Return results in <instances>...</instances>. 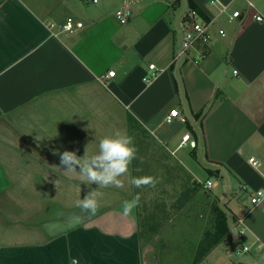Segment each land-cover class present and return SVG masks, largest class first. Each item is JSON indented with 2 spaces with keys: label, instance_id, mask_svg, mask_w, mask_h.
<instances>
[{
  "label": "crops",
  "instance_id": "1",
  "mask_svg": "<svg viewBox=\"0 0 264 264\" xmlns=\"http://www.w3.org/2000/svg\"><path fill=\"white\" fill-rule=\"evenodd\" d=\"M220 3L242 17L227 21L209 0H0V264H142L149 248L138 207L123 214L138 194L129 179L164 184L176 167L200 187L213 180L208 190L228 223L244 230L228 251L219 243L201 263L223 264L227 255L228 264H264V199L250 201L264 190V21L253 17L264 16V0ZM190 4L220 26L208 45L178 56ZM122 6L131 12L124 24L115 17ZM66 22L73 28L63 30ZM172 108L181 119L168 124ZM116 132L138 149L123 188L98 189L65 172L58 153L91 156ZM186 133L190 141L178 147ZM96 189L98 209L86 212L78 202ZM244 245L249 251L233 258Z\"/></svg>",
  "mask_w": 264,
  "mask_h": 264
},
{
  "label": "rangeland",
  "instance_id": "2",
  "mask_svg": "<svg viewBox=\"0 0 264 264\" xmlns=\"http://www.w3.org/2000/svg\"><path fill=\"white\" fill-rule=\"evenodd\" d=\"M215 25L213 31L220 26L218 23H215ZM174 126L171 125L170 128L173 129ZM177 129L179 130V127H176L175 131ZM168 145L173 147V144ZM183 153L185 151L180 150L177 155L180 157ZM145 160L144 163L147 171H149L154 163L151 158ZM199 166L203 170L200 164ZM154 167V170H158V174H160L161 170L158 169V164H155ZM176 168L177 174H171L169 180L167 179L168 181L164 184L138 188L137 196L140 200L138 213L142 247L143 249L149 248V250L145 249L142 264H194L195 247L201 239L204 229L211 222V205L213 202H217L226 212L229 222L225 205L219 202L218 197L213 194L212 190L199 186L197 191L180 204L184 199L185 188L189 184H193L194 179L191 175L186 176L180 173L181 169L179 167ZM195 175L200 179L205 178V172L198 171ZM164 179L166 178L162 180ZM158 180H160L159 177ZM230 219H232V216H230ZM147 220L153 223L150 224L151 226H157V231L153 232L148 229L147 225L149 223ZM228 224L230 228V223ZM231 243L232 239H228V241L224 240L220 244L228 251ZM220 262L228 264L230 262L229 256L226 255ZM201 264L214 263L209 260L203 261Z\"/></svg>",
  "mask_w": 264,
  "mask_h": 264
},
{
  "label": "clouds",
  "instance_id": "3",
  "mask_svg": "<svg viewBox=\"0 0 264 264\" xmlns=\"http://www.w3.org/2000/svg\"><path fill=\"white\" fill-rule=\"evenodd\" d=\"M60 164L65 167V172L78 173L81 181L89 186L97 184L99 188L116 187L123 188L125 181L122 178L130 177V165L138 158V149L134 140L126 133L116 132L114 135L105 136L99 141L98 151L89 156L85 149V154L78 157L76 152L64 151L58 153ZM143 161L141 160V163ZM77 166L79 171H77ZM142 169L137 168L136 171ZM129 183L136 187H155L159 183L158 178L153 176L131 177ZM98 189L90 191L78 202V206L86 212L95 213L98 209L97 197L100 196ZM140 203L139 196L132 201H125L123 204V214L130 215L134 208Z\"/></svg>",
  "mask_w": 264,
  "mask_h": 264
},
{
  "label": "built area",
  "instance_id": "4",
  "mask_svg": "<svg viewBox=\"0 0 264 264\" xmlns=\"http://www.w3.org/2000/svg\"><path fill=\"white\" fill-rule=\"evenodd\" d=\"M209 3L212 6H215L218 10V15H224L225 19L227 21L234 20L236 18L242 17L243 13L241 10L238 9H231L229 5L227 4H221L220 0H209ZM247 8L248 10H255V7L252 2H247ZM254 13V12H253ZM131 15V12L128 7L122 6L118 8L115 12V17L118 20V22L124 24L128 21L129 16ZM217 17V16H216ZM253 17L256 21H264V16H262L259 13H254ZM183 32H182V47L179 50L178 56H185L187 52L194 48L197 45L205 46L208 45L212 39V26H213V19L209 20H202L199 18V14L195 9L187 8L186 13L183 15ZM77 26H80V23H77ZM63 30H69L73 28V24L71 22H66L62 26ZM218 33L220 35H224L225 32L223 29L219 28ZM203 55L200 54V57ZM148 67L150 69L154 68V64H149ZM114 70H110L107 72L105 77H110L114 75ZM154 77V74L152 76L144 77V81L149 82ZM176 118H180V114L176 108H172L169 110L168 114L165 116L164 121L166 123L173 122ZM181 119V118H180ZM188 141H190V134L186 133L182 136L181 141L178 145V147H184L187 145ZM250 163L254 166L259 165V163L254 160L253 158L249 159ZM203 188L211 189L215 185V182L213 180H205L204 182H199ZM264 199V190H257L254 192V194L251 196L250 201L252 204H257ZM241 222V221H240ZM244 230L242 228H237L236 226L232 225L230 226V233H231V239L234 241L237 240L240 236L243 235ZM250 246H239L235 247L231 251V255H239L240 253H244L249 251Z\"/></svg>",
  "mask_w": 264,
  "mask_h": 264
},
{
  "label": "trees",
  "instance_id": "5",
  "mask_svg": "<svg viewBox=\"0 0 264 264\" xmlns=\"http://www.w3.org/2000/svg\"><path fill=\"white\" fill-rule=\"evenodd\" d=\"M189 8L195 9L199 14L200 19L207 20L203 13L198 10L193 4H190ZM211 103L212 102L208 103L205 107L201 108L197 113H195V117L198 120H201V117L208 110ZM193 151L194 149H192V153ZM205 169L209 176H219L216 169H212L211 167H206ZM199 186L200 185L195 181L193 184H189L185 188L186 191L184 193V199L180 202V204L186 201L188 197H190L195 191H197L199 189ZM148 223L149 225L147 226L149 230H152L153 232L157 231L158 228L156 229V225L151 226L150 224L153 223H151L150 221H148ZM228 239H231L228 216L217 202H213L211 205V222L209 223L208 227L204 229L202 237L195 247L193 259L194 264L202 261L216 245L224 240L228 241Z\"/></svg>",
  "mask_w": 264,
  "mask_h": 264
}]
</instances>
